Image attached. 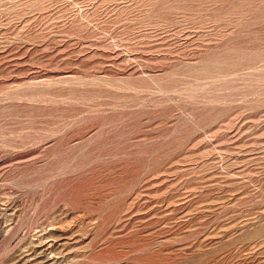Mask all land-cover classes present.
Listing matches in <instances>:
<instances>
[{
  "label": "rangeland",
  "instance_id": "obj_1",
  "mask_svg": "<svg viewBox=\"0 0 264 264\" xmlns=\"http://www.w3.org/2000/svg\"><path fill=\"white\" fill-rule=\"evenodd\" d=\"M0 264H264V0H0Z\"/></svg>",
  "mask_w": 264,
  "mask_h": 264
}]
</instances>
